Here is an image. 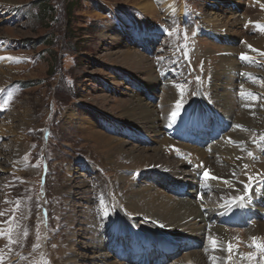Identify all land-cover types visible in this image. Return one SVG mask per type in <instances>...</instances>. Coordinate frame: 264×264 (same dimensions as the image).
Wrapping results in <instances>:
<instances>
[{"label": "bare ground", "instance_id": "6f19581e", "mask_svg": "<svg viewBox=\"0 0 264 264\" xmlns=\"http://www.w3.org/2000/svg\"><path fill=\"white\" fill-rule=\"evenodd\" d=\"M228 1L229 7L218 12L212 8L215 12L212 17L199 19L203 28L200 31L204 35L208 33L213 42L224 45L218 65L207 82L200 80L198 84L185 85L190 67L184 62L176 63L181 60L177 41L171 43L168 54L171 59L166 60L168 57L156 48L149 54L138 50L136 43L140 41L132 39L127 31L119 29L117 33L104 35L111 41L116 59L133 66L135 76L127 80L130 83L122 90L124 100L119 104L120 115L131 126L108 114L103 121L96 112H86L80 118L83 139L95 144L101 155L102 164L98 168L112 169L114 174L104 178L86 160L92 177L82 174L78 177L84 179L67 183L68 200L74 192L75 199L88 193L92 195L82 197L83 203L77 204L72 199V206L66 208L72 227L68 239L61 244L54 243L48 252L52 263L212 264L210 257L214 256L216 264H264V252L253 246L251 239L256 237L257 242H264V186L251 185L249 180L254 170L264 175V100L244 89L249 61L264 59L261 55L264 53V21H261L264 15L255 20L242 17L237 7L241 0ZM254 3L257 10L261 9L258 0ZM209 5L217 6L215 1ZM142 7L144 11H153L151 4L145 3ZM252 12L250 8L246 10V13ZM238 24L240 28H236ZM135 27L140 36H145L138 29L144 31L142 23ZM252 32L256 36L252 37ZM242 36L244 40L240 39ZM128 39L130 44L125 43ZM242 54L248 59L242 60ZM178 86H183L184 108L175 122L170 123L175 101L181 98ZM104 100L102 97L94 104L101 107ZM257 102L261 108L255 110ZM67 110L73 113L76 109ZM75 118L76 115L69 113L65 123L73 124ZM131 129L132 139L124 138L125 134L121 133H129ZM205 170L221 178L207 179L213 183L211 188L202 187ZM136 174L140 176L139 182L138 176L134 177ZM225 180L229 183H224ZM245 185H248L247 192ZM189 186H195L197 192L190 191L187 196L178 192ZM198 199L202 205L196 202ZM117 215L119 218L115 221ZM165 232L182 238L183 245L178 246L177 242L168 245L164 237L155 235ZM143 237L154 242H147ZM211 239L218 241L216 250ZM229 243L231 253L227 251ZM164 245L178 248L162 254L159 248ZM107 247H111L110 252ZM152 255L153 260L146 262V257Z\"/></svg>", "mask_w": 264, "mask_h": 264}, {"label": "rangeland", "instance_id": "374dc122", "mask_svg": "<svg viewBox=\"0 0 264 264\" xmlns=\"http://www.w3.org/2000/svg\"><path fill=\"white\" fill-rule=\"evenodd\" d=\"M211 1L217 6H210ZM221 1L0 0V264H54L48 252L54 243L68 239L72 226L66 208L72 206V199L83 203L82 197L92 193L75 199L74 192L68 200L66 185L84 179L78 177L82 174L92 177L87 161L97 168L102 164L95 144L83 139L80 118L86 112H96L102 120L108 114L131 126L120 115L119 104L124 100L122 90L130 83L127 80L135 76L133 66L116 59L111 41L104 35L119 29L127 31L132 39L140 41L136 43L138 50L149 54L156 48L168 57L166 60L171 59V43L177 41L181 60L175 61L190 67L185 85L207 82L224 45L200 31L199 19L229 7L228 0ZM258 2L263 6L259 11L254 0H241L237 7L242 17L255 20L264 15V0ZM145 3L151 4L153 11H144ZM249 8L254 12L246 13ZM139 23L144 25V31L138 29L145 36L135 29ZM125 43L130 44L129 39ZM247 68L244 89L264 100V59L249 61ZM102 97V106L95 105ZM259 104H254L255 110L261 108ZM69 108L76 110L72 113ZM69 113L76 115L73 124L65 123ZM132 132L121 134L132 139ZM207 134L210 136L211 131ZM98 169L104 178L114 174L112 169ZM136 176L139 182L140 176ZM204 185L211 188L213 183L205 179ZM194 188L178 192L187 196ZM155 235L164 237L168 245H183L182 238L174 237L176 234ZM107 249L110 252L111 247ZM146 258L149 263L154 256Z\"/></svg>", "mask_w": 264, "mask_h": 264}, {"label": "snow or ice", "instance_id": "6c2138e0", "mask_svg": "<svg viewBox=\"0 0 264 264\" xmlns=\"http://www.w3.org/2000/svg\"><path fill=\"white\" fill-rule=\"evenodd\" d=\"M169 35H171V33H169ZM249 47H251V46H249ZM252 50L253 51H256L255 49H252ZM261 55H264V53H261ZM240 58L242 60H247L248 59V57L246 55H243V54L241 55ZM0 59H2V58H0ZM8 59H11V58H8ZM197 79H199V78H197ZM178 89L180 91L181 98L175 101L174 108L172 109V111L170 113V116H169L170 123H174L175 122L176 118L178 116H180L181 110L184 108L183 86H178ZM193 95H196V93H193ZM5 103H7V101H5ZM237 127H240V126L237 125ZM229 142H231V141H229ZM248 155L249 156H252L253 154L252 153H248ZM245 167H247V165ZM204 178L205 179H208V180L221 179L219 177H216L215 175H210L207 170H205V172H204ZM251 179H252V177H249V180H251ZM223 182L226 183V184L229 183V181H227V180H225ZM202 187H206V185H202ZM244 190L246 192L248 191V185H245ZM236 199L237 200H241L242 197H237ZM103 202H104L103 201V198H101L100 199V203L103 204ZM0 215H2V214H0ZM104 215L107 216V211L104 212ZM251 239L253 240V246H255L260 252H264V242H257V238L256 237H252ZM210 243L212 245L213 250H216L217 249V246H218V241L215 240V239H211L210 240ZM221 250H223V249H221ZM227 251L229 253H231V251H232V245H231V243L228 244ZM248 259H252V257L249 256ZM210 260L212 261V264H216V257H214V256L213 257H210Z\"/></svg>", "mask_w": 264, "mask_h": 264}]
</instances>
